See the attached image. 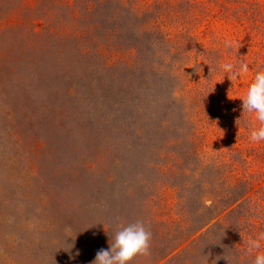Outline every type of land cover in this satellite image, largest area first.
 I'll use <instances>...</instances> for the list:
<instances>
[{
	"label": "rangeland",
	"instance_id": "374dc122",
	"mask_svg": "<svg viewBox=\"0 0 264 264\" xmlns=\"http://www.w3.org/2000/svg\"><path fill=\"white\" fill-rule=\"evenodd\" d=\"M260 70L264 0H0V264H91L136 220L132 264H253Z\"/></svg>",
	"mask_w": 264,
	"mask_h": 264
},
{
	"label": "clouds",
	"instance_id": "9594fccd",
	"mask_svg": "<svg viewBox=\"0 0 264 264\" xmlns=\"http://www.w3.org/2000/svg\"><path fill=\"white\" fill-rule=\"evenodd\" d=\"M249 64L248 58L224 65L227 74L239 73ZM243 98V111L254 116L259 126L250 133V141L264 143V70L257 71L254 79L239 94ZM110 236V235H109ZM152 232L143 220L120 223L110 236L109 247L97 252L91 264H132L135 257L148 255ZM249 252H255L253 264H264V234L246 241Z\"/></svg>",
	"mask_w": 264,
	"mask_h": 264
},
{
	"label": "crops",
	"instance_id": "0c3cea01",
	"mask_svg": "<svg viewBox=\"0 0 264 264\" xmlns=\"http://www.w3.org/2000/svg\"><path fill=\"white\" fill-rule=\"evenodd\" d=\"M83 212H85V211H83ZM87 214V213H86ZM73 239V238H72ZM73 241H74V239H73ZM76 241V240H75ZM70 247H72V245H70ZM87 252L88 251H85V254H84V257H82V260L85 258V257H87L88 256V254H87ZM71 260V259H70Z\"/></svg>",
	"mask_w": 264,
	"mask_h": 264
}]
</instances>
